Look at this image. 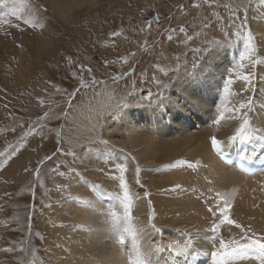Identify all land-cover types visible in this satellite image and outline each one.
<instances>
[{
    "label": "rangeland",
    "instance_id": "obj_1",
    "mask_svg": "<svg viewBox=\"0 0 264 264\" xmlns=\"http://www.w3.org/2000/svg\"><path fill=\"white\" fill-rule=\"evenodd\" d=\"M18 2L19 8L22 4L26 7L23 19H19V10L17 21L11 14L2 18L3 23L9 21L18 30L12 32L7 30L10 25H3L0 46L3 45L4 49L0 63L12 64L17 53L21 52V62L33 69L19 76L17 82L7 84V76L0 68V153H4L0 156V264H52L51 260L59 252L60 263L81 264L83 254L89 251L85 249L71 258L70 250L75 245L63 244L68 235H61L55 241L49 238V234L55 232L52 229L64 226L66 230L69 229L67 222L62 224L59 219H52V207L55 204L68 206L77 197L81 198L76 193L75 197L72 195V181L76 184L90 183L86 171L93 167L84 162L80 153L87 156L101 152L96 142L84 141L85 127L83 124L79 127L75 120H84L92 115L97 120L95 112L100 107V92L105 89L112 92L115 98L112 110L117 98L128 101L127 107L112 115L114 120L118 119L123 109L131 107V98L141 96L156 111L168 106L169 115L174 111V103L182 102V108L175 110L176 123L181 125V120L194 116L190 103L185 106V100L190 99L188 93L179 92L180 86L171 88L169 93L177 100L165 104L168 90L160 95L153 77H159L165 83L169 82L167 77H170L172 82L181 84L185 68L191 70V63H183L189 54L190 58L201 55V49L209 41H217L219 47L216 48V55L233 61L226 66L221 77L209 72V66L205 65L199 77L197 91L203 99V106L211 104L201 116V119L208 117L211 122L207 125L200 123V132L210 131L206 136V143L211 141L212 136H221L224 121L220 125L212 124L218 114L217 109L225 111V120H229V110L251 97L252 91H241L244 87L241 77L249 71L254 73L252 87L260 79L264 80V69L260 61L251 66L247 58L240 59V53L244 51L243 38L249 28L256 38L253 41L255 60L260 58L257 56L258 51H264V43H259L258 34L259 28L264 29V0H239L238 3L244 10L227 6L225 0H209L208 3L205 0H94V7L89 8L90 11L82 7L69 15L62 14L61 6L55 0ZM241 21L246 22V27L241 25ZM228 24L232 27L225 31L224 27ZM199 26L206 28L204 32H209L201 40L198 39L202 34ZM181 27L193 37L187 43L184 42L185 34L179 31ZM49 31L52 36L48 35ZM24 33L34 37L33 47L22 37ZM39 35H42L41 42ZM169 36H172L171 40L168 39ZM51 39L55 43L54 48L50 47ZM182 45L189 48L183 49ZM224 46L230 49L235 47L237 50L239 46L241 49L233 51L224 49ZM168 52L173 58L178 57L175 64L165 59ZM17 63L12 64L16 65V70ZM229 77L233 79L230 94L223 92V86ZM9 85H13V89ZM138 99L135 98L136 101ZM259 102L264 104V100L259 99ZM250 115L252 118L259 117L256 112H250ZM164 118V131L167 132L170 119L167 116ZM121 122L119 120L118 123ZM253 123L257 126L259 122ZM66 130L68 134L65 136ZM69 137L72 143H66ZM77 140L82 143L79 147L72 145ZM197 145L196 142L195 146ZM61 149L74 150L77 156H66ZM106 153H110L106 167L112 170L116 155L112 153V149ZM121 155L123 160H127L125 153ZM18 160L20 166H17ZM61 172L64 173L63 176L59 174ZM95 185L100 187L99 184ZM180 185L181 181L178 182V186ZM117 190L116 181L104 186L102 192L107 204L110 203L109 199L114 198L113 192ZM244 192L250 200L246 206L240 202ZM225 204L231 206L230 214L233 219L243 226L249 225L247 220L250 218L246 216V208L252 214H256L260 208L264 210V179L259 180L249 191L242 189L239 198L232 201L226 199L222 202V207ZM117 215L122 218L120 224L123 227L126 224L123 220L124 209H117ZM71 225L75 230L78 227ZM48 226L50 232L47 235ZM83 227L86 231H91L86 224ZM225 227L226 225L222 226L220 231ZM252 228L264 235L260 226ZM156 234V230L151 231L147 239ZM126 241L124 250L131 248V237L126 236ZM116 243L118 244V239ZM55 250H58L57 254L53 253ZM121 253L120 246L108 257L101 258L103 264H115L117 258H123ZM85 258L93 264L99 262L91 252Z\"/></svg>",
    "mask_w": 264,
    "mask_h": 264
},
{
    "label": "bare ground",
    "instance_id": "obj_2",
    "mask_svg": "<svg viewBox=\"0 0 264 264\" xmlns=\"http://www.w3.org/2000/svg\"><path fill=\"white\" fill-rule=\"evenodd\" d=\"M55 1L56 4L61 6L62 14L66 13L67 15L78 8L85 7L89 10V8L94 7V0ZM238 2L239 0H225L227 6L244 10V7ZM256 2H258V0H256ZM237 5L240 6L237 7ZM25 9L26 7L23 6V4L19 8L18 0L1 1L0 31H2L3 25H10L9 29H7L9 31H17L18 27L16 25L10 24L9 21L3 23L2 18H5L7 14H11L16 17L17 21L19 10V19H23ZM231 27L232 25L228 24L224 29L227 31V28L231 29ZM199 28L202 30V34L198 39L201 40L206 34H209V32H204L206 28L200 26ZM258 34L259 43H264L261 42L264 41V29L259 28ZM48 35L52 36L51 31L48 32ZM39 36L40 39H38L40 41H38L41 42L42 35ZM22 37H25L26 43L31 47L35 45V43H33L34 37L27 36L25 33ZM214 37L215 36H213V38ZM51 40L50 47L54 48L55 43L53 39ZM39 42L38 45H40ZM181 47L183 49L189 48L184 45ZM51 48L49 51H51ZM2 49H4L3 45L0 46V59L3 53ZM224 49L230 48L224 46ZM240 49L241 47L238 46V50L235 47L230 50L240 51ZM20 53L21 52L17 53V57L15 56L16 60L13 61L16 63L18 62L17 70L16 65H12L13 62L9 65L6 63L5 65L3 62L0 63L1 70L3 69L7 76V84L17 82L19 76L25 75L27 71L33 69L32 66H26L21 62L23 57ZM200 56L201 55H196L194 58H190L189 54L188 58H186L183 63L188 65L189 63L192 64L193 61L200 58ZM257 56L260 58L256 59V61H260L264 69V51H258ZM165 59L175 64L178 57L173 58L172 54L168 52ZM232 61L233 59L231 58L215 55L214 58L208 60L205 65L209 66V72L215 73L218 77H221L226 66L232 63ZM182 66H184V64ZM219 66L221 67L220 69ZM0 82H2L1 79ZM9 86L10 89H13V85ZM253 89L251 97L255 101L252 105L251 112L258 113L259 117L252 119L253 122H259L256 127L264 128V104L259 102V99L264 100V80L260 79L259 82L255 83ZM170 91L171 90H168L166 92L165 104L177 100L176 97H171ZM181 91L182 88L180 87L179 92ZM135 98H139L138 101H136ZM120 99L121 98H117V102ZM114 100L115 98L112 92L102 89L100 92V107L95 112L97 120L93 119V115L84 120H75L79 127L81 124L85 127L83 131L84 141L96 142L101 148V152L98 154L91 153L87 156H83L82 153H80V157L84 162L88 166L93 167L92 170L86 171L90 183L76 184L72 181V195L74 196L76 193L81 198H75L76 200L71 201L68 206L55 204V206L52 207V212H54L51 215L52 219H59L62 224L67 222L69 229L66 230L65 226L52 229V231L55 232H52V235L49 234V238H53L55 241L61 235H68L67 240H64L63 244L75 245V248L70 250L71 258L77 256L86 249V251L91 252L94 258L99 261L95 262V264H103V260L101 259L103 256L108 257L112 252L119 249L120 245L116 243L119 233L113 229V217L111 213L115 212L117 214V209L123 208L119 200L115 198L123 195V189L120 187L119 173L114 170V166L112 170L106 167V164L110 160V153L106 152L112 149V153L116 155V163L127 165V172L125 175L129 185V195L131 197L130 223L131 227L137 232V243L140 250L145 251L149 245L155 248L156 246H167L169 243L179 242L182 245L187 243L194 248L195 252H193V255H196V252H210L212 250L211 245L206 237L211 234L209 229L215 218L208 209L211 207L214 211L218 212V205L222 208L221 204L226 199L232 201L239 198L242 189L249 191L253 186L257 185V180L264 179V174L255 177L253 180L248 179L219 162L211 151V141L206 143V136L210 131L205 130L200 132V123L203 122L207 125L211 122L208 117L201 119L203 111L211 105L210 103H206V105L203 106V99L201 98L199 102L194 105L190 103L194 116L188 120H181V125L176 123L175 120L176 108H174L173 113L170 115L167 114V112H169L167 109L168 106H165V108L160 111H156L151 109V106L145 102L141 96L131 98V107L123 109L117 119L118 121L116 119L114 120L111 118L113 115L112 103ZM134 100L136 102H134ZM174 105H178L179 108H182V102H175ZM164 116L170 119V127L167 132L164 131ZM119 120L122 122L118 123ZM224 124L223 129L220 130V135L225 136V133H228V135L225 137L217 136V139L221 141L219 147L226 150L230 146L236 145V141L230 142L228 137L231 136L239 126V121L224 120ZM104 133H106V136H104ZM67 134L68 131L66 130L64 135L66 136ZM81 140H83V138H81ZM103 141H107V144L103 143ZM67 142L72 143L70 137L66 140V143ZM196 142L198 143L197 146H195ZM246 142L252 143L253 146L264 147V143L255 138ZM81 144L82 143L77 140V143L72 145L79 147ZM121 153L127 155V160L122 159ZM184 155L185 158H182ZM20 165L21 163L18 160L17 166ZM137 167L141 170L139 174L136 172ZM137 179H139V183H137ZM114 181H116L118 190L113 192L114 198L109 199L110 203L104 204L106 201L102 190L104 186L111 185ZM179 181H181V185L177 187ZM95 184H99L100 187H96V189L93 190L92 185ZM238 188H240V190ZM258 200H260V197ZM240 202H242L244 206L250 202V200L246 198V192L242 194ZM119 212H121V210H119ZM240 213L243 214V212ZM230 216L233 218L231 214ZM246 216L250 218L247 222L252 224V226H260V229L264 231V210H262V208H260L256 214H252V212L246 208ZM71 224L75 226L78 225L76 230L72 228ZM84 224H86L89 227L87 228L91 231H86L83 227ZM123 227H121V229ZM229 228H231V233L228 230ZM95 229L96 231H94ZM156 229H159L157 234L147 239L150 232ZM46 231L48 235L50 232L49 226ZM219 234L225 237L229 235H238L239 229H236L234 225H226ZM70 241H72V243ZM89 252L83 254V258H81L83 262H81V264H93L91 260L85 258ZM53 253L57 254L58 250L53 251ZM59 255L60 252L57 256L53 257L51 260L52 264H62L60 263V259H58ZM117 256H119V254H117ZM150 257L155 259L153 264H189V262L195 264H212L210 256L196 255V258L193 259L192 256H176L167 250L150 254ZM119 262H121V264H129V262L125 261L124 256L123 258H117L115 264H119ZM243 263L256 264V261L238 260L236 262V264Z\"/></svg>",
    "mask_w": 264,
    "mask_h": 264
},
{
    "label": "snow or ice",
    "instance_id": "obj_3",
    "mask_svg": "<svg viewBox=\"0 0 264 264\" xmlns=\"http://www.w3.org/2000/svg\"><path fill=\"white\" fill-rule=\"evenodd\" d=\"M206 3L209 0H205ZM199 7V5H195ZM211 6V4H210ZM240 5H237L239 7ZM241 25L246 27V22L241 21ZM175 31V30H173ZM181 33H184L186 36L187 41L192 40L193 37L188 35L187 32L183 27L179 29ZM116 35V33H113ZM199 35V33H197ZM239 36V33H237ZM169 40L172 39V36L168 37ZM244 51L240 53V59L244 60L247 58L251 62V66H255L257 61L254 58V53L256 49L253 46V41L256 39L250 28L247 30L246 35L244 36ZM219 47V42L217 41H209L205 48L201 49V56L197 60L193 61L191 70L185 68V76L183 78L182 84H177L172 82L170 77H167L168 81L165 83L159 77H153L154 84L156 88L159 90L160 95H164L165 92L171 88L180 86L182 91L187 92L189 96V100H185V106H188L189 103H198L200 100V96L197 91V87L200 83L199 77L201 72L203 71V67L205 63L214 58L217 54L216 48ZM115 79V77L113 78ZM241 79L244 81V87L242 88V92H249L253 91V79L254 73L248 72L246 75H243ZM233 84V79L231 77L228 78L226 83L223 86V92L230 94V85ZM135 86V81H133V87ZM71 95V94H70ZM239 95V93H237ZM163 102V101H162ZM254 100L252 97H248L246 100L240 102L237 106L231 108L230 114L228 115L227 119L229 120H238L239 126L235 129L233 134L228 137L230 142H235L237 140L240 141H250L253 138L261 141L264 143V128H258L254 125L253 119L250 115L252 105ZM128 101L121 98L116 105L114 106L113 115L116 112H119L121 108L127 107ZM71 106V105H69ZM174 108L179 110L178 105H173ZM217 115L215 119H213L212 124L220 125L222 121L225 120V111H222L220 108L217 109ZM103 143L107 144V141H103ZM211 144L213 147H216L221 144V141L217 139L216 136L211 137ZM15 151V150H13ZM64 155L72 156L75 158L77 153L74 150L64 151ZM4 155V153H0V156ZM130 155V154H129ZM11 153H9V157ZM246 158L241 156V160ZM50 159V157H49ZM134 159V158H133ZM191 166V165H189ZM114 170L119 173V181L120 187L123 189V195L117 196L116 198L119 200L120 205L124 209V216L123 220L126 221V225L121 229V217L118 216L115 212L111 213L113 217V229L118 235V244L122 248V255L126 258V261L129 264H152L150 254L163 252L165 250L169 251L171 254L176 256H192L193 259L196 258V255H206L211 257L212 264H236L238 260H254L257 264H264V235L258 234L251 226V224L247 226H243L238 223L235 219L231 218L230 216V205L225 204L224 207L217 206L218 212L214 211L211 207L208 209L209 212L216 218L213 221L209 232L211 233L210 236L206 237L207 241L211 245L210 252H196V255H193L195 249L192 248L189 244H180L179 242H172L169 243L167 246H156L153 248L151 245L145 251H141L140 247L137 243L138 236L136 230L131 227V212H130V204H131V197L129 195V185L126 181V172H127V165H123L120 163L114 164ZM140 168L137 167L136 172L139 174ZM61 176L64 175L63 172L59 173ZM139 179H137V183H139ZM93 190L96 189V185H92ZM179 187V186H177ZM231 226L234 225L236 229H239L238 235H229L225 237L220 235V229L222 226ZM231 233V228L228 229ZM159 231V229H156ZM126 236L131 237V248L128 250H124V246L126 243Z\"/></svg>",
    "mask_w": 264,
    "mask_h": 264
}]
</instances>
